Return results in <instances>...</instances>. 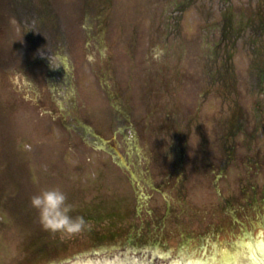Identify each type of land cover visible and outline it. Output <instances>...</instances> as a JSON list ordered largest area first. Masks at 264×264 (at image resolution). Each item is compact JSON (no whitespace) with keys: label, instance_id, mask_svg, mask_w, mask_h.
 Wrapping results in <instances>:
<instances>
[{"label":"rangeland","instance_id":"rangeland-1","mask_svg":"<svg viewBox=\"0 0 264 264\" xmlns=\"http://www.w3.org/2000/svg\"><path fill=\"white\" fill-rule=\"evenodd\" d=\"M181 4L194 11L182 14ZM263 4L0 0V264L89 248L99 237L154 243L264 215L261 187L241 190L264 156V134L252 132L254 117L264 131V105L243 95L257 91L250 60L261 70L264 46L258 56L254 44L238 52L233 75L220 44L243 28L249 43L250 12ZM238 90L242 104L223 99ZM49 187L65 192L86 228L42 229L29 199Z\"/></svg>","mask_w":264,"mask_h":264},{"label":"water","instance_id":"water-1","mask_svg":"<svg viewBox=\"0 0 264 264\" xmlns=\"http://www.w3.org/2000/svg\"><path fill=\"white\" fill-rule=\"evenodd\" d=\"M256 223L264 215L224 229L173 231L154 243L99 237L92 247L30 264H264L243 233L254 240Z\"/></svg>","mask_w":264,"mask_h":264},{"label":"clouds","instance_id":"clouds-1","mask_svg":"<svg viewBox=\"0 0 264 264\" xmlns=\"http://www.w3.org/2000/svg\"><path fill=\"white\" fill-rule=\"evenodd\" d=\"M191 137L189 136V140ZM189 142V141H188ZM30 207L37 212V219L42 229L51 233L74 234L81 232L88 225L83 216H72L74 205L68 203L65 192L59 187L40 190L29 199ZM251 247L259 255L264 256V229H257ZM253 264H258L253 261Z\"/></svg>","mask_w":264,"mask_h":264},{"label":"flooded vegetation","instance_id":"flooded-vegetation-1","mask_svg":"<svg viewBox=\"0 0 264 264\" xmlns=\"http://www.w3.org/2000/svg\"><path fill=\"white\" fill-rule=\"evenodd\" d=\"M262 123L256 121V125L254 126L252 132L256 133L260 130ZM238 127H241V124L239 123L238 126L235 125V128H233V126H231L230 131L231 132H236L238 131ZM254 171L252 173V177L254 179V183L249 185V188H251V192H255L257 187H261L259 195L261 197H264V156L262 158V160H258L256 161L255 165H254ZM262 181V184H259L257 181ZM243 191H245V189H242ZM254 199V198H253Z\"/></svg>","mask_w":264,"mask_h":264}]
</instances>
